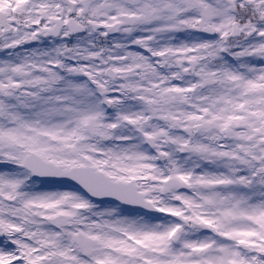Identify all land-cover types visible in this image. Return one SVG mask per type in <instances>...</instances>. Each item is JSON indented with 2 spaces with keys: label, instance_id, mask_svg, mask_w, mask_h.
Segmentation results:
<instances>
[{
  "label": "snow or ice",
  "instance_id": "obj_1",
  "mask_svg": "<svg viewBox=\"0 0 264 264\" xmlns=\"http://www.w3.org/2000/svg\"><path fill=\"white\" fill-rule=\"evenodd\" d=\"M0 264H264V0H0Z\"/></svg>",
  "mask_w": 264,
  "mask_h": 264
}]
</instances>
